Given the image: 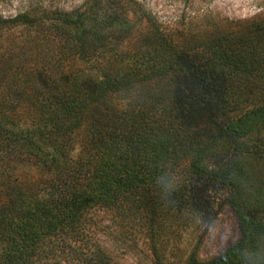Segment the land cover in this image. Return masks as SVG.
Listing matches in <instances>:
<instances>
[{
  "label": "trees",
  "instance_id": "1",
  "mask_svg": "<svg viewBox=\"0 0 264 264\" xmlns=\"http://www.w3.org/2000/svg\"><path fill=\"white\" fill-rule=\"evenodd\" d=\"M131 7L149 31L116 53ZM19 25L44 26L62 52L36 86L0 76V264H112L91 239L95 208L143 220L166 264L157 227L210 182L226 188L239 236L183 264H264V18L190 45L136 0L0 18V32Z\"/></svg>",
  "mask_w": 264,
  "mask_h": 264
},
{
  "label": "rangeland",
  "instance_id": "2",
  "mask_svg": "<svg viewBox=\"0 0 264 264\" xmlns=\"http://www.w3.org/2000/svg\"><path fill=\"white\" fill-rule=\"evenodd\" d=\"M83 1L0 0V18L23 12L46 17L54 12L76 9ZM136 1L178 45L201 42L264 18V0ZM140 15L137 8L127 10L125 21L131 33L116 53H134L142 47V37L148 33L149 25ZM61 52L58 40L44 26L19 25L4 29L0 32V76H6L12 87L21 83L22 79H25L26 86H36L43 73H49L52 57H58ZM13 63L21 66L13 68ZM73 66L90 70L84 64ZM22 69L25 75H22ZM212 117L216 122L222 119L217 114ZM207 132L210 133L209 130ZM254 164L264 174V161ZM193 192L195 201L191 212L165 216L163 223L157 227L156 245L166 264H183L190 256L199 260L211 258L239 236L236 217L226 201L225 187L213 182L198 183ZM87 215L91 239L112 264H154L143 220L125 217L106 208H95Z\"/></svg>",
  "mask_w": 264,
  "mask_h": 264
}]
</instances>
